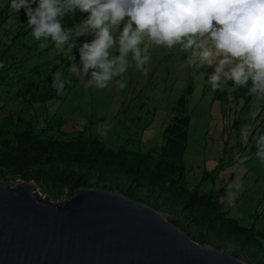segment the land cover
I'll use <instances>...</instances> for the list:
<instances>
[{
    "label": "trees",
    "instance_id": "16d2710c",
    "mask_svg": "<svg viewBox=\"0 0 264 264\" xmlns=\"http://www.w3.org/2000/svg\"><path fill=\"white\" fill-rule=\"evenodd\" d=\"M10 2L0 0V61L5 63L0 69V180L33 182L45 193L64 199L82 188L117 192L162 213L202 245L224 253L223 248L231 249L230 255L246 264H264V242L257 238L254 226L230 217L219 197L203 190L202 184L190 188L187 183L182 154L189 140L193 84L173 105L159 147H142L139 132L148 129L154 117L149 104L154 98L157 70L150 77L140 71L134 86L129 81L126 93L120 92L125 100L115 119L107 123L111 127L106 135H99L91 122L82 130L68 132L53 108L69 98L75 84L84 86L80 84L83 77L75 76L69 68L72 51L79 64V45L92 37H79L73 50L58 51L50 39L33 38L24 10L14 12ZM87 15L77 11L61 22L74 28ZM131 65L133 68L128 67L122 75L129 69L134 72L135 64ZM57 70L67 81L60 95L52 87V74ZM228 83L231 95L243 101L247 90L234 89L232 82ZM94 99L93 94V103ZM92 110L96 114L97 110ZM207 176L214 179L212 174ZM258 234L264 237V233Z\"/></svg>",
    "mask_w": 264,
    "mask_h": 264
},
{
    "label": "clouds",
    "instance_id": "9594fccd",
    "mask_svg": "<svg viewBox=\"0 0 264 264\" xmlns=\"http://www.w3.org/2000/svg\"><path fill=\"white\" fill-rule=\"evenodd\" d=\"M8 6L16 13L23 9L33 38L50 39L58 51L73 50L77 38L91 36L79 45V64L72 51L69 71L88 78L96 89L108 88L125 73L129 57L146 74L147 45L167 49L179 45L202 67L213 68L207 79L213 92L223 91L231 81L234 89L264 96V0H11ZM77 11L88 15L74 28L64 27L62 18ZM114 29H119L118 35ZM4 67L0 61V69ZM52 75V87L60 95L67 81L60 70ZM110 127L102 123L96 131L104 136ZM249 135L244 133L245 141ZM256 148L255 155L264 160V135L256 138ZM16 183L22 180L17 178ZM228 189L230 206L242 182L229 184Z\"/></svg>",
    "mask_w": 264,
    "mask_h": 264
},
{
    "label": "rangeland",
    "instance_id": "374dc122",
    "mask_svg": "<svg viewBox=\"0 0 264 264\" xmlns=\"http://www.w3.org/2000/svg\"><path fill=\"white\" fill-rule=\"evenodd\" d=\"M113 33L118 35L119 29H115ZM1 35L2 31H0ZM147 46L150 61L145 65L148 69L146 74L150 77L152 71L157 70V72L152 84L154 98L149 104L154 117L150 118L149 121L152 123L148 129L139 131L143 138L142 147L149 150L161 145L164 126L169 121L172 107L187 86L192 83L194 93L188 109L189 140L182 154L186 164L187 183L190 188L202 184L203 190L212 191L225 205V210L229 211L230 217L243 220L249 226L253 225L257 238L260 237L264 242L262 234H258L264 233V160L255 155L256 138L264 135V127H262L264 96H251L246 91L247 95L242 96L244 100L237 101L231 95L229 85H223V91L213 92L207 81L208 74L213 71L212 67H202L198 58L182 51L179 45L173 49ZM112 51L115 52V49ZM131 63L129 57V68H133ZM139 72L140 70L134 65V72L129 69L126 74L115 77L106 89L90 86L87 83L88 78L83 77L80 84L84 86L79 88L78 84H75L76 90L70 94L69 98L53 108L55 113L61 116L63 128L75 133L84 129L89 122L97 127L101 121L103 123L113 121L125 100L120 92L126 93L129 81L131 86H134L139 78ZM84 87L95 90L91 91V94ZM229 96L233 99L229 100ZM92 109L97 110L96 114L92 113ZM258 125L261 126L257 127ZM246 131L250 132L247 141L244 139ZM210 174L214 176V179L207 176ZM240 182H242V189L237 199L229 206L228 185ZM5 184L12 189L20 185L16 182H5ZM31 184L36 187L35 192L40 200L47 199L51 204H63L66 200L63 197L56 198L52 194L45 193L33 182ZM223 249L230 255L231 249Z\"/></svg>",
    "mask_w": 264,
    "mask_h": 264
},
{
    "label": "water",
    "instance_id": "95a60500",
    "mask_svg": "<svg viewBox=\"0 0 264 264\" xmlns=\"http://www.w3.org/2000/svg\"><path fill=\"white\" fill-rule=\"evenodd\" d=\"M35 189L0 181V264H246L117 192L82 188L51 204Z\"/></svg>",
    "mask_w": 264,
    "mask_h": 264
}]
</instances>
